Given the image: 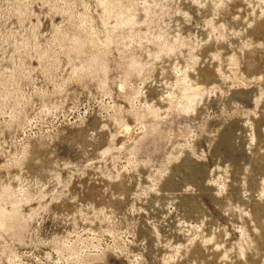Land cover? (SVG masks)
Returning <instances> with one entry per match:
<instances>
[{
	"label": "rangeland",
	"instance_id": "rangeland-1",
	"mask_svg": "<svg viewBox=\"0 0 264 264\" xmlns=\"http://www.w3.org/2000/svg\"><path fill=\"white\" fill-rule=\"evenodd\" d=\"M1 212L0 264H264V0H0Z\"/></svg>",
	"mask_w": 264,
	"mask_h": 264
},
{
	"label": "bare ground",
	"instance_id": "bare-ground-1",
	"mask_svg": "<svg viewBox=\"0 0 264 264\" xmlns=\"http://www.w3.org/2000/svg\"><path fill=\"white\" fill-rule=\"evenodd\" d=\"M118 14H117V18L119 19V20H122V22H123V19H124V12L121 10V11H118L117 12ZM118 21V20H117ZM134 64L132 63V64H130V66H133ZM100 69H101V71H105V68H106V66H105V62L104 63H100V67H99ZM190 98V97H189ZM191 99V98H190ZM189 103L185 106L186 108L187 107H189ZM11 194H9V193H6V195H4V196H2V197H9ZM2 215H4V212H1V215H0V219H1V217H2ZM10 217H12V220H11V224L9 225V226H12V227H16V225H15V215L14 214H12ZM20 230V229H19Z\"/></svg>",
	"mask_w": 264,
	"mask_h": 264
}]
</instances>
